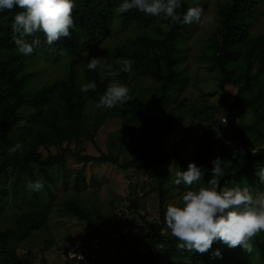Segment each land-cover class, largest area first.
Instances as JSON below:
<instances>
[{"label":"trees","instance_id":"obj_1","mask_svg":"<svg viewBox=\"0 0 264 264\" xmlns=\"http://www.w3.org/2000/svg\"><path fill=\"white\" fill-rule=\"evenodd\" d=\"M119 2L75 0L72 35L47 45L40 33L41 45L30 56L20 54L23 58L19 59L6 60L2 55L18 52L11 24L16 12L21 10L0 13V215L6 202L17 192L9 187L11 170H19L35 181L39 178L35 176L34 168H38L49 193L50 185L56 186L60 178L64 186L71 187L78 194L86 191L90 184H99V178L106 179L104 173L87 175V169L95 165L124 172L137 170L150 173L155 178L151 187L158 198L159 220L150 223L142 215L149 231L146 243L148 253L142 263L136 261L122 222L113 224L117 239L132 256L134 264H154L161 249H165L166 254L180 264H247V258L253 260V264H261V259L260 262L255 261L264 257V233L253 238L251 252L239 246L230 249L218 242H214L212 249L203 254L180 251L176 247V238L172 240L164 234L167 230L164 216L168 193L173 191L166 190L165 186L175 179V173H169L172 166L176 167V171L187 169L188 164L194 161L210 170L212 160L219 157L224 161L225 169L222 185L227 182L229 187L247 186L253 193L264 187L255 175L256 166H264V152H253L246 137L249 132L262 136L261 129L264 128V36L252 33L264 0H228L221 4L217 31L207 43L205 63L216 73L218 83V91L211 95L220 96L218 107L227 120L224 135L218 137L209 116H205L203 119L208 125L205 131L199 133L197 130L196 136L189 134L181 143L169 148L168 139L180 125L182 117V114L179 115L181 111L175 107L179 100L175 92H185L189 83L180 56V42L188 35V25L175 24L164 17L146 16L135 9L117 14L115 8ZM188 7L195 6L183 0V6L178 11L183 13ZM115 16L126 25L137 23L142 28L147 22L162 20L169 28L165 30L156 26L153 34L141 35L129 46L117 50L119 60L132 61L131 74L121 72L118 77H109L101 69L95 72L86 69L85 82H81L75 72L76 59L84 51H98L103 47ZM62 55L72 61L70 75L41 89L33 88V76L24 72L29 63L27 59L58 60ZM93 80L97 84L96 91H80L82 84ZM112 81L127 84L132 99L111 109L97 107L100 96ZM139 87L142 88V95L138 93ZM203 105L210 107L207 99ZM24 108L34 111L32 117L38 126L33 131L29 152L21 154L18 150L11 158L9 149L14 146L12 138L19 128L20 112ZM244 112L251 115L247 124L238 120L244 117ZM116 121L120 129L103 140L101 129ZM91 144L95 151H90ZM190 144L195 146V151L184 158L181 151ZM167 148L169 151H166ZM71 162L77 168H69ZM160 174L165 177L160 178ZM208 178L206 173L192 188L206 185ZM175 187L181 193L180 186ZM143 191L142 187L138 191L136 189L137 198L131 201L130 210L138 215L142 210ZM34 195L37 197L38 193L34 192ZM66 208L80 220L92 221L91 211L81 205L78 196ZM41 224L36 214L21 217L17 231L1 234V256L10 264H31L29 260L13 259L9 245L11 238H20L28 227L39 229ZM217 248L221 250L222 258L214 256ZM71 260L80 263L76 259ZM91 264L98 262L91 261Z\"/></svg>","mask_w":264,"mask_h":264},{"label":"rangeland","instance_id":"obj_2","mask_svg":"<svg viewBox=\"0 0 264 264\" xmlns=\"http://www.w3.org/2000/svg\"><path fill=\"white\" fill-rule=\"evenodd\" d=\"M192 6L202 7L205 14L214 18L213 23L188 25V35L180 42L181 66L186 70L189 78L188 88L185 92H175L179 100L176 109L182 114L179 126L175 128L173 134L168 139V148L176 143H181L189 134L197 135L196 131L203 132L207 129V124L203 117L209 116L211 124L218 133V137L224 135V127L227 124L224 112L218 107L220 96L212 97L218 91L216 73L205 63V53L209 38L217 31L219 23V6L228 0H188ZM159 26L165 30L169 28L162 20L158 22H147L143 27L137 23L124 24L118 16H115L110 24V34L103 47L98 51H84L76 59L75 72L78 79L85 82L86 62L92 57L106 58L108 63L118 68L119 60L116 56L118 49L129 46L139 36L146 33L153 34V28ZM254 35L264 36V4L254 22ZM7 59H19L22 56L18 52H6L2 55ZM23 58V57H22ZM24 72L33 76V88L41 89L47 84L66 79L71 73L72 61L62 55L58 60L46 61L43 58L35 57L27 59ZM18 65V63H16ZM99 69V68H98ZM133 87V85H132ZM142 88H138V93L142 95ZM207 99L209 108H205L203 101ZM21 122L19 128L12 138L13 145L20 143L21 154H26L31 149L33 142V131L37 128V123L33 119L34 111L30 108L21 110ZM239 123H249L250 113L244 112ZM197 128V129H196ZM120 129L118 121L105 125L100 134L104 138L110 133ZM263 135L249 132L246 137L249 140V147L258 154L264 152V128L261 129ZM191 131V132H190ZM223 140V137L221 138ZM166 151H169V149ZM90 151H95L93 144L89 145ZM54 153L58 150H52ZM195 146L185 145L181 151L182 156L193 155ZM11 154V158L13 153ZM128 157V156H126ZM22 158V157H21ZM22 160V159H21ZM69 168H77L72 162ZM171 169V171H170ZM175 173L176 167L169 168V173ZM35 176L42 179L38 168H34ZM104 173L106 179L99 178L100 183L91 185L82 192L76 193L71 187L63 185L58 179L57 185L51 184V193L44 188L35 197L34 192L27 189V183L32 181L29 175L21 174L19 170H11L9 177V187L17 190L8 200L0 215V249L2 248L1 234L8 231H17L21 217L30 214L38 215L41 225L39 229L31 226L20 238H11L10 250L13 259L16 257L29 260L31 264H91V261L98 264H134L132 256L123 248L121 242L113 229V224L122 222L123 231L132 245L136 261L142 263L148 253L147 235L148 228L142 221V215L150 223H157L159 218L158 198L152 192L151 187L155 178L150 173L137 170L119 171L107 166H93L87 169V175H99ZM160 178L165 175L160 174ZM169 185H171L169 187ZM173 183L165 186L166 190H173L168 193L169 204L181 203L183 194L187 191L180 185L181 193L176 190ZM142 187L141 214H135L130 210L131 201L137 198L136 189ZM264 190L261 187L257 193ZM255 194V193H254ZM76 196L80 203L92 214V221H83L73 215L66 206ZM169 239H175L171 235V230L167 228L164 233ZM83 254V255H82ZM76 259L80 263L71 260ZM85 259V261H83ZM247 258V264H253V260ZM264 264V257L258 258L255 262ZM96 260V261H95ZM0 264H10L0 254ZM154 264H180L178 260L170 258L165 249L154 259Z\"/></svg>","mask_w":264,"mask_h":264},{"label":"clouds","instance_id":"obj_3","mask_svg":"<svg viewBox=\"0 0 264 264\" xmlns=\"http://www.w3.org/2000/svg\"><path fill=\"white\" fill-rule=\"evenodd\" d=\"M183 0H120L115 8L117 14H125L135 9L146 16L164 17L175 24L213 23L214 18L205 14L202 7H188L180 13ZM75 0H0V13L20 9L16 12L11 30L13 41L19 54L30 56L42 41V33L47 45H52L62 37H70L75 28L73 9ZM114 68L106 58L92 57L86 62L89 72L98 68L109 77H118L121 72L131 74L132 61H119ZM96 82L89 81L80 86V91H96ZM132 99L130 89L119 81L109 82L97 107L111 109L123 105ZM22 149L16 143L9 149L16 153ZM171 171V169H170ZM208 173L209 178L204 186L192 188ZM255 175L260 185H264V166L257 165ZM225 177L224 161L217 157L212 160L211 169L190 162L187 169L175 172L174 185L189 188L181 203L169 204L164 220L171 235L176 238V247L180 251L206 253L218 242L230 249L241 247L247 252L253 249V238L264 233V190L253 193L249 187L236 185L229 187L227 182L221 184ZM45 188L42 179L29 181L27 189L41 192ZM214 256L222 258L219 248Z\"/></svg>","mask_w":264,"mask_h":264},{"label":"built area","instance_id":"obj_4","mask_svg":"<svg viewBox=\"0 0 264 264\" xmlns=\"http://www.w3.org/2000/svg\"><path fill=\"white\" fill-rule=\"evenodd\" d=\"M82 255H83V254H82ZM84 260H85V259H84ZM84 260H83V261H84ZM79 262H80V261H79Z\"/></svg>","mask_w":264,"mask_h":264}]
</instances>
